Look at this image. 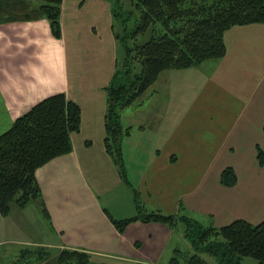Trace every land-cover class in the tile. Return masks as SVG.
Masks as SVG:
<instances>
[{
	"label": "crops",
	"instance_id": "1",
	"mask_svg": "<svg viewBox=\"0 0 264 264\" xmlns=\"http://www.w3.org/2000/svg\"><path fill=\"white\" fill-rule=\"evenodd\" d=\"M114 24L110 0H61L59 38L45 19L0 23V134L53 94L80 109L71 151L34 173L46 216L38 202L28 215L18 208L17 227L33 238L24 244L100 263L167 264L187 247L181 227L136 220L119 232L112 223L138 214L133 191L143 212H183L203 227L264 220L256 160L257 148L264 154V23L227 29L221 59L168 71L167 98L121 111L125 179L103 144L104 89L119 59ZM227 167L231 187L219 183Z\"/></svg>",
	"mask_w": 264,
	"mask_h": 264
},
{
	"label": "trees",
	"instance_id": "2",
	"mask_svg": "<svg viewBox=\"0 0 264 264\" xmlns=\"http://www.w3.org/2000/svg\"><path fill=\"white\" fill-rule=\"evenodd\" d=\"M112 17L121 29L114 31L117 43L124 47L109 84L105 87L104 114L107 155L115 164L121 178L125 170L120 150L121 139L128 135L129 127L121 126V111L139 103L146 90L165 70H182L203 62L217 61L226 52L224 32L233 26L264 23V0H128L137 16L132 30L127 29L126 19L120 10L119 0H110ZM61 0H0V23L45 19L51 34L59 38V11ZM132 11L127 13L131 15ZM135 17V13L132 12ZM128 18V17H127ZM149 34L139 44V37ZM138 64L139 72H134ZM79 106L63 93L53 94L32 106L16 118L0 134V214L7 215L11 206L24 208L38 202L46 216L41 193L35 179V170L49 160L71 151L70 134L79 130ZM264 133V126H263ZM256 160L264 165V154L257 148ZM236 182L232 168H224L219 183L231 187ZM134 202L139 209L135 217L112 223L119 232L130 222H159L168 227L177 226L174 214L156 211L145 213L139 207L137 194ZM180 209H182L180 207ZM184 237L189 246L210 254H220L221 264L242 258H252L264 264V220L251 224L237 219L221 227H203L193 219H183ZM181 222V223H182ZM209 236L216 240L206 241ZM44 249L25 251L21 255L47 257ZM88 253L61 250L54 257V264H92ZM108 264V263H96ZM167 264H206L195 254L175 251Z\"/></svg>",
	"mask_w": 264,
	"mask_h": 264
},
{
	"label": "rangeland",
	"instance_id": "3",
	"mask_svg": "<svg viewBox=\"0 0 264 264\" xmlns=\"http://www.w3.org/2000/svg\"><path fill=\"white\" fill-rule=\"evenodd\" d=\"M120 10L122 11L123 17L126 19L125 24H127V29L132 30L135 26V20H136V12L133 7L130 6L128 0H119V5ZM129 11H132L135 13V17L131 15L128 16L127 13ZM128 17V18H127ZM121 22L119 19V23L116 24L115 29H118L120 31L121 29ZM149 37V34L147 33L145 36H141L138 38L137 42L139 44L145 42ZM123 50L124 54V47L122 48L120 44L117 43V51H118V56H121V52ZM134 67V74L139 72V65L136 64L133 66ZM202 71H205L206 68H201ZM170 70H165L161 72L156 80V82L145 92L143 99L148 100L149 98L152 99H165L167 98V73ZM170 79V78H168ZM187 78H180L178 80L181 81H187ZM177 79H174L173 82L175 84L178 83ZM154 90V91H153ZM153 93V97H147L148 93ZM136 105V103H135ZM36 206V202H30L26 206V210L24 213L27 215L30 213L29 211L33 210V207ZM22 212L14 205L11 206V210L7 215H1L0 214V264H54L53 260L55 255L57 254L56 251L53 250H46L47 252V257L44 256L43 259H39L38 255L30 254L29 255H21L22 252H25L27 250L29 251H36L38 250L37 248L32 247L29 244H24V242H27L28 240H32L33 238L21 231L17 227L18 221L22 220ZM26 214H24L26 216ZM175 218L177 221V224L179 227L182 229V235L183 238L185 239V242L187 244V247L185 246L184 242L181 246L173 250L179 251L181 253L185 252L188 255L195 254L199 259L203 260L206 264H221V257L220 254H210L207 252H203L200 250H194L189 246V242L187 239L184 237V232H183V227H184V222H178L179 220L183 219H192L189 215L179 212L175 214ZM216 240V237L214 236H209L206 241L210 240ZM45 250V249H44ZM172 252V253H173ZM95 260H92V264H96ZM229 264H258L256 260L252 258H242L241 260L237 261H232Z\"/></svg>",
	"mask_w": 264,
	"mask_h": 264
}]
</instances>
